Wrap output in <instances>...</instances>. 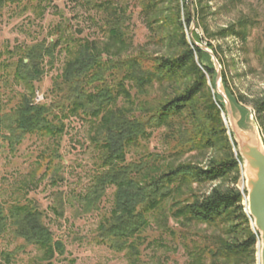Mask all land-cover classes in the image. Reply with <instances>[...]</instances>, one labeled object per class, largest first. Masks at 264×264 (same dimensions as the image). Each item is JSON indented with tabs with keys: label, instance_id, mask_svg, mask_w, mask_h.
I'll return each instance as SVG.
<instances>
[{
	"label": "trees",
	"instance_id": "trees-1",
	"mask_svg": "<svg viewBox=\"0 0 264 264\" xmlns=\"http://www.w3.org/2000/svg\"><path fill=\"white\" fill-rule=\"evenodd\" d=\"M41 1L0 0V12L7 6L18 7L21 13L39 12ZM90 1L102 14L108 43L112 46L128 44L125 12L113 4V0ZM158 1L145 0L142 12L147 17L158 14L157 9L153 10ZM184 16L185 24H190L187 10ZM156 21L153 19L147 24L152 34L163 27L162 24L153 26ZM178 22L182 28V23ZM61 37L60 34L49 41L19 46L7 51L8 60H0L5 88L13 82L25 89L14 104L11 101L8 107L0 106V145L13 153L28 135L50 139L55 147L38 155L37 168L56 184L63 179L58 151L63 121L75 115L87 122L88 141L96 152L95 170L85 191L74 194L69 203L81 214L92 213L99 209L107 189L114 188L112 207L96 229L97 243L114 252L127 251L129 264H137L143 234L149 226L148 214L157 211L168 198L172 200L171 215L186 222L213 227L227 218L237 223L247 221L241 204L242 193L237 188L212 189L203 195L192 191L184 193V188L193 183L213 182L230 175L238 167L239 156L230 154L204 168L190 162H179L171 167L162 164L169 151L178 156L211 147L213 134L224 131L217 103L210 97L206 100L198 95L206 85V75L213 74L212 67L203 60L206 56L203 51L189 46L180 33L178 42L183 49L173 56L150 57L137 53L113 59L99 50V40L71 36L64 44L68 56L52 83L50 102L35 103V84L43 75L45 65L54 62ZM71 43H74L72 48ZM1 56L0 52V59ZM188 71L195 78L180 92H168L158 101L148 97L155 85L174 82ZM162 127L166 140L171 143L167 144L169 148L147 153L136 160L127 159L130 148L139 146L154 130ZM65 202L61 192L54 194L50 209L55 216L62 217ZM8 228H12L13 235L22 243L11 251L0 248L4 264L13 261L29 246L40 251V256L31 264H53L57 256L65 254L64 242L55 238L45 222V211L33 202L15 201L7 208L0 202V238ZM256 238L257 235L250 232L236 244H213L202 253L214 260L218 255L228 257L251 251L247 256H251L253 262Z\"/></svg>",
	"mask_w": 264,
	"mask_h": 264
},
{
	"label": "rangeland",
	"instance_id": "rangeland-1",
	"mask_svg": "<svg viewBox=\"0 0 264 264\" xmlns=\"http://www.w3.org/2000/svg\"><path fill=\"white\" fill-rule=\"evenodd\" d=\"M112 2L127 16L128 44L112 46L108 43L109 36L103 32L102 14L90 0H42L39 12L30 10L21 13L14 6H7L0 12V60H8L7 51L19 46L49 41L63 35L54 62L45 65L43 75L35 84L34 102L38 98L36 103L50 102L52 83L68 56L64 44L71 36L99 40V50L113 59H124L137 53L150 57L173 56L183 49L182 43L178 42L179 34L182 33L189 46L194 47L193 41H196L215 55L220 64L221 88L230 99L236 123L256 137L264 148V0H159L156 8L153 7L159 13L148 15L149 18L142 12L145 0ZM186 10L190 13V24H185ZM153 19L157 20L153 26L163 25L155 34L150 32L147 25ZM178 21L182 23V28L178 26ZM167 34H170L169 38ZM73 45L71 43L69 47ZM203 52L206 54L203 60L212 67L213 74L206 75V85L198 95L206 100L210 97L214 104L217 103L220 108L218 117L223 119L224 131L213 134L211 147L190 150L178 156L169 151L162 164L171 167L179 162H190L204 168L230 154L239 156L238 167L230 175L213 182L193 183L184 188V193L192 191L196 195H203L212 189L237 188L242 193L241 204L247 221L237 223L227 218L222 224L213 227L186 222L171 215L172 200L168 198L157 211L148 214L149 226L143 234L137 264H258L259 234L253 218L246 211L243 160L227 123L225 107L214 86L215 65L211 57ZM2 70L0 68V74ZM193 78V73L188 71L183 78L174 82L155 85L149 90L148 97L158 101L168 92L178 93ZM5 85L0 75V106L8 107L11 101L12 104L17 101L19 93L25 92V89L13 82L10 87L5 88ZM4 89L6 91L2 92ZM63 122L64 130L58 147L63 179L56 184L37 168L38 155L50 152L55 147L50 139L28 135L13 153L0 145V202L7 208L12 202L26 200L45 211L46 224L55 238L64 242L66 249L65 254L57 256L53 264H129L127 251L114 252L95 239L99 222L112 207L114 188L107 189L99 209L92 213L81 214L69 203L74 194L85 191L95 170L96 152L88 141L89 126L86 121L70 115ZM167 144L171 145L165 138V128L156 129L139 146L129 149L127 159L136 160L150 152H161L169 148ZM59 192L66 201L62 217L55 216L50 209L54 194ZM250 232L257 235L253 262L251 256L250 259L247 256L251 251L228 257L218 255L214 260L202 253L207 252L206 249L213 244H236ZM20 243L22 241L13 235L12 228H8L0 238L1 250L11 251ZM38 256L40 251L29 246L8 264H31ZM0 264H4L1 257Z\"/></svg>",
	"mask_w": 264,
	"mask_h": 264
},
{
	"label": "water",
	"instance_id": "water-1",
	"mask_svg": "<svg viewBox=\"0 0 264 264\" xmlns=\"http://www.w3.org/2000/svg\"><path fill=\"white\" fill-rule=\"evenodd\" d=\"M194 46L205 51L215 65L214 86L220 97V102L226 110L227 123L235 136L238 144L239 154L243 160V173L246 178V202L248 215L253 218L254 227L259 234V252L257 255L258 264H264V148L261 142L240 128L236 123L230 99L227 93L222 90V77L220 64L207 47L200 46L193 41Z\"/></svg>",
	"mask_w": 264,
	"mask_h": 264
},
{
	"label": "built area",
	"instance_id": "built-area-1",
	"mask_svg": "<svg viewBox=\"0 0 264 264\" xmlns=\"http://www.w3.org/2000/svg\"><path fill=\"white\" fill-rule=\"evenodd\" d=\"M35 101L38 102V101H39V98H38V99H35ZM36 102H35V103H36Z\"/></svg>",
	"mask_w": 264,
	"mask_h": 264
},
{
	"label": "bare ground",
	"instance_id": "bare-ground-1",
	"mask_svg": "<svg viewBox=\"0 0 264 264\" xmlns=\"http://www.w3.org/2000/svg\"><path fill=\"white\" fill-rule=\"evenodd\" d=\"M246 208H247V204H246Z\"/></svg>",
	"mask_w": 264,
	"mask_h": 264
}]
</instances>
